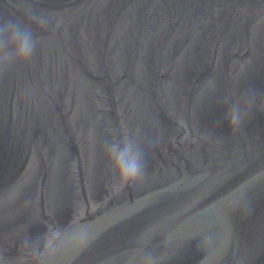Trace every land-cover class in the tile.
<instances>
[{
	"label": "water",
	"instance_id": "1",
	"mask_svg": "<svg viewBox=\"0 0 264 264\" xmlns=\"http://www.w3.org/2000/svg\"><path fill=\"white\" fill-rule=\"evenodd\" d=\"M0 17L37 41L0 77V264L38 221L89 241L50 264H264V0H0ZM129 132L147 173L121 185L104 146Z\"/></svg>",
	"mask_w": 264,
	"mask_h": 264
},
{
	"label": "clouds",
	"instance_id": "2",
	"mask_svg": "<svg viewBox=\"0 0 264 264\" xmlns=\"http://www.w3.org/2000/svg\"><path fill=\"white\" fill-rule=\"evenodd\" d=\"M37 41L29 26L17 19L0 17V77L14 65L29 63L35 53ZM226 113L229 129L239 131L249 117L255 96L245 92L230 97ZM113 175L121 185H135L146 176L145 151L136 132H129L119 140H109L104 146ZM43 223L45 231L36 238L28 234L18 247L16 264H50L51 257L63 248L79 252L89 243L81 233H71L58 223Z\"/></svg>",
	"mask_w": 264,
	"mask_h": 264
}]
</instances>
